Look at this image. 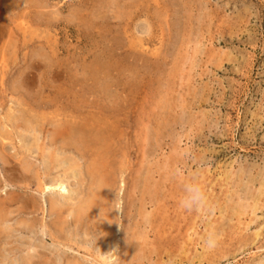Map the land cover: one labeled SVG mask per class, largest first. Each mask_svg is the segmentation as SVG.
Here are the masks:
<instances>
[{
  "label": "rangeland",
  "instance_id": "obj_1",
  "mask_svg": "<svg viewBox=\"0 0 264 264\" xmlns=\"http://www.w3.org/2000/svg\"><path fill=\"white\" fill-rule=\"evenodd\" d=\"M0 264H264V0H0Z\"/></svg>",
  "mask_w": 264,
  "mask_h": 264
},
{
  "label": "clouds",
  "instance_id": "obj_2",
  "mask_svg": "<svg viewBox=\"0 0 264 264\" xmlns=\"http://www.w3.org/2000/svg\"><path fill=\"white\" fill-rule=\"evenodd\" d=\"M178 207L186 212L204 211L209 207L207 194L204 188L195 181H188L182 185V195L178 200ZM218 237L215 233H208L202 240V246L206 250H212L217 246Z\"/></svg>",
  "mask_w": 264,
  "mask_h": 264
},
{
  "label": "bare ground",
  "instance_id": "obj_3",
  "mask_svg": "<svg viewBox=\"0 0 264 264\" xmlns=\"http://www.w3.org/2000/svg\"><path fill=\"white\" fill-rule=\"evenodd\" d=\"M101 124H102V123H101ZM85 128H86V127H85ZM114 128H115V127H114ZM114 128H112V129H114ZM95 129H96V128H95ZM102 129H103V128H102ZM103 130H104V129H103ZM109 130H111V129H109ZM87 131H88V130H87ZM98 131H99V130H98ZM101 131H102V130H101ZM106 131H107V130H106ZM82 132H83V131H82ZM90 132H91V131H90ZM93 132H94V130H93ZM94 133H96V132H94ZM97 133H99V132H97ZM91 134H92V133H91ZM103 134H104V133H103ZM110 134H111V133H110ZM76 135H77V134H76ZM81 135H82V133H81ZM105 135H106V136H105ZM107 135H108L107 133L104 134L105 138L108 137ZM83 136H84V137H83ZM83 136H82V137L85 138V135H84V134H83ZM86 136H87V135H86ZM110 136H111V135H110ZM110 136H109V139H110ZM94 137H95V136H94ZM100 137H101V136H100ZM78 138H79V137H78ZM87 138H88V137H87ZM102 138H103V137H102ZM106 139H108V138H106ZM75 142H76V141H75ZM96 142H98V141L96 140ZM81 143H82V142H81ZM85 143H87V142H85ZM105 143H107V141H106ZM69 144H70V143H69ZM101 144H102V143H101ZM84 145H85V144H84ZM87 145H88V143H87ZM76 146H77V145H76ZM105 146H107V145L105 144ZM109 146H112V144H110ZM69 147H70V146H69ZM65 148H66V147H65ZM70 148H71V147H70ZM77 148H78V147H77ZM88 148H89V147H88ZM104 148H105V147H104ZM110 148H111V147H110ZM75 149H76V148H75ZM85 149H86V148H85ZM85 149H83V150H85ZM92 149H93V148H92ZM66 150H67V149H66ZM88 150H89V149H88ZM103 150H104V149H103ZM43 151H44V150H43ZM79 151H80V150H79ZM94 151H95V150H94ZM96 151H97V150H96ZM81 152H83V151H81ZM106 152H107V151H106ZM71 153H72V152H71ZM110 153H112V151H111ZM43 154H44V153H43ZM105 154H106V153H105ZM70 155H71V154H70ZM81 155H82V154H81ZM102 155H103V154H102ZM99 156H100V155H99ZM65 157H66V156H65ZM82 158H84V157L82 156ZM86 158H87V157H86ZM97 158H98V157H97ZM97 158H96V159H97ZM58 159H59V161H60V158H59V157H58ZM69 159H70V158H69ZM61 160H62V159H61ZM67 160H68V159H67ZM71 161H72V160H71ZM96 161H97V160H96ZM61 162H62V161H61ZM61 162H60V163H61ZM73 162H74V161H73ZM98 162H99V161H98ZM57 163H59V162H57ZM90 164H91V163H90ZM60 165H61V164H60ZM93 165H94V164H92V166H93ZM104 165H105V164H104ZM69 166H70V165H69ZM74 166H75V165H74ZM76 166H77V168L79 167L78 164H77ZM98 166H99V163H98ZM100 166H101V164H100ZM60 167H61V166H60ZM47 168H48V167H47ZM75 168H76V167H75ZM87 168H88V167H87ZM94 168H95V167H94ZM100 168H101V167H100ZM69 170H70V169H69ZM89 170H90V169L88 168V171H89ZM46 171H47V169H46ZM58 171H59V170H58ZM58 171H56V172H58ZM67 171H68V170H67ZM67 171H65V172H67ZM72 171H73V170H72ZM74 171H75V170H74ZM90 171H91V170H90ZM92 171H93V170H92ZM97 171H98V170H97ZM79 172H80V171H79ZM62 173H63V172H62ZM76 173H77V171H76ZM45 174H46V173H45ZM51 174H54V173H51ZM58 174L60 175V172H59ZM95 174H96V172H95ZM99 174H100V173H99ZM103 174H104V173H103ZM103 174H102V175H103ZM74 175H75V174H74ZM83 175H84V174H83ZM100 175H101V174H100ZM53 176H54V175H53ZM69 176H70V175H69ZM98 176H99V175H98ZM60 177L62 178L61 175H60ZM75 177H77V176H75ZM90 177H91V176H90ZM105 177H106V176H105ZM68 178H70V177H68ZM68 178H67V179H68ZM98 178H99V177H98ZM103 178H104V176H103ZM106 178H107V177H106ZM63 180H65V179H63ZM63 180H62V181H63ZM68 180H69V179H68ZM71 180H72V179H71ZM95 180H96V178H95ZM101 180H102V179H101ZM103 180H104V179H103ZM103 180H102V182H103V184H104V183H105V182H104L105 180H104V181H103ZM51 181H52V180H51ZM69 181H70V180H69ZM83 181H84V180H83ZM95 182H96V181H95ZM95 182H94V184H95ZM52 183H53V182H52ZM78 183H79V182H78ZM96 183H97V182H96ZM106 184L108 185V183H106ZM108 186H110V185H108ZM107 189H108V188H107ZM71 190H73V189H71ZM51 191H53V192H54V191H55V192H58V195L63 196V197H64V195L66 194V193H65V185H64L63 183H55V184H53V185H50V184H49V185H45V187H44V189H43V193H44V192H51ZM55 192H54V193H55ZM94 192H95V191H94ZM40 193H41V192H40ZM79 193H80V192L78 191V194H79ZM99 193H100L101 195L103 194L102 192H99ZM70 194H71V193H70ZM94 194L97 195V192L94 193ZM100 194H98V195H100ZM50 195H53V194L50 193ZM98 195H97V196H98ZM75 196H76V195H75ZM53 197H54V196H53ZM99 197H100V196H99ZM79 198H80V197H79ZM96 198H98V197H96ZM74 199H75V198H74ZM90 199H91V198H90ZM52 200H53V199H52ZM62 200H63V199H62ZM88 200H89V199H88ZM91 200H92V199H91ZM91 200H89V204H90V206L92 205V203H90ZM56 201H57V199H56ZM73 201H74V200H73ZM73 201H72V202H73ZM94 201H95V200H94ZM51 202H54V203H53L54 205H55V203H56L54 200L51 201ZM58 202H59V200H58ZM58 202H57V203H58ZM66 202H67V201H66ZM81 202H82V201H81ZM81 202H80V203H81ZM59 203H61V202H59ZM69 203H70V202H69ZM83 203H87V202H83ZM83 203H82V205H83ZM51 204H52V203H51ZM51 204H50V205H51ZM53 204H52V207L54 206ZM87 204H88V203H87ZM87 204H86V205H83V206H86V207L89 206V204H88V205H87ZM56 205H57V204H56ZM82 205H80V207H81ZM59 206H60V205H59ZM59 206L57 205V207H59ZM61 206H62V205H61ZM61 206H60V208H61ZM52 207H51V209L53 210ZM60 208H59V209H60ZM81 208H82V207H81ZM61 209H63V208H61ZM61 209H60V210H61ZM68 209H69V208H68ZM66 210H67V209H66ZM66 210H65V213H68V212H66ZM72 210H73V209H72ZM76 210H77V209H76ZM85 210H86V208H85ZM53 211H54V210H53ZM57 211H58V208H57ZM69 211H70V210H69ZM73 211H75V208H74ZM80 211H81V210H80ZM82 211H83L82 213H84V208H82ZM54 213L56 214V212H54ZM74 213H75V214H77V213L80 214V213L78 212V210H77L76 212H74ZM55 214H54V215H55ZM57 214H58V213H57ZM63 214H64V213H63ZM63 216H64V215H63ZM79 216H80V215H79ZM57 217H60V216H57ZM74 217L78 218V216H74ZM108 217H109V216H108ZM79 219H81V217H80ZM107 220H108V219H107ZM131 246H133V245H131ZM130 248H131V247H130ZM131 249H132V248H131Z\"/></svg>",
  "mask_w": 264,
  "mask_h": 264
}]
</instances>
